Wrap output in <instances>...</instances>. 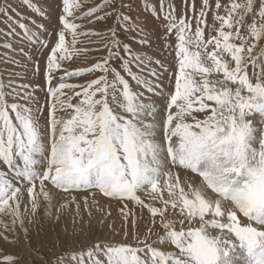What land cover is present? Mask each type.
I'll return each mask as SVG.
<instances>
[{
    "label": "snow or ice",
    "instance_id": "1",
    "mask_svg": "<svg viewBox=\"0 0 264 264\" xmlns=\"http://www.w3.org/2000/svg\"><path fill=\"white\" fill-rule=\"evenodd\" d=\"M135 5L0 0V264L98 197L44 264H264V0Z\"/></svg>",
    "mask_w": 264,
    "mask_h": 264
},
{
    "label": "rangeland",
    "instance_id": "2",
    "mask_svg": "<svg viewBox=\"0 0 264 264\" xmlns=\"http://www.w3.org/2000/svg\"><path fill=\"white\" fill-rule=\"evenodd\" d=\"M59 0H43V7L48 10L51 14L52 21H55L56 17V4ZM177 6V12L179 13L182 10V0H174ZM200 0H196L197 7H199ZM16 4L18 6L19 0H16ZM136 7H142V0H136ZM22 12H26V14H30L28 10L21 8ZM209 21H211V17H209ZM44 23H49L47 20L42 21ZM4 25L0 24V28H3ZM51 27V24H49ZM99 55V53H90L89 57H95ZM3 67V65H0ZM43 95L42 93L40 94ZM78 197H83L86 193L80 192L76 193ZM66 196L64 193H57V200L62 201V199ZM99 208L97 210L95 207L93 208V216L90 218L87 212L83 209V204L81 202V216L83 218V222L77 217H75L74 205L71 206V210L65 212L59 221L55 219L47 220L45 219L40 225L39 235L36 234V229L33 228L32 231V240L31 245L32 248L39 246L40 252L37 253L32 250V248L28 247L21 238V246L18 249H13L15 251L20 252L25 257V264H27L28 259L30 258L33 261V264H44L45 259L51 258V249L52 252L58 251L56 248V241L59 238L61 244L67 245L71 243L72 246H78L80 243L87 242L89 235L95 237L100 234V225L98 223L99 220L104 219L105 214L107 212H111V215L107 217L105 223L103 225V232L107 233L109 231L108 225L111 223L113 227L120 228L122 220L119 215V203L117 201L108 200L103 197H98ZM131 208L132 206L129 205ZM75 221V222H74ZM89 223L91 224V230L89 229ZM31 227V226H30ZM71 234V235H69ZM120 237L118 236L117 239ZM43 254V256L41 255Z\"/></svg>",
    "mask_w": 264,
    "mask_h": 264
}]
</instances>
